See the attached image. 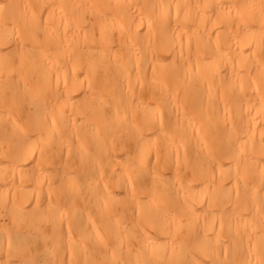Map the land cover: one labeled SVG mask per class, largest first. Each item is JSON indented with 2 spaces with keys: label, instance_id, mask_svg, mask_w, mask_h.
Here are the masks:
<instances>
[{
  "label": "bare ground",
  "instance_id": "bare-ground-1",
  "mask_svg": "<svg viewBox=\"0 0 264 264\" xmlns=\"http://www.w3.org/2000/svg\"><path fill=\"white\" fill-rule=\"evenodd\" d=\"M0 264H264V0H0Z\"/></svg>",
  "mask_w": 264,
  "mask_h": 264
}]
</instances>
